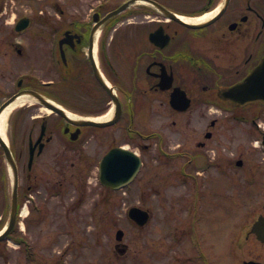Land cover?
Instances as JSON below:
<instances>
[{
  "label": "flooded vegetation",
  "instance_id": "1",
  "mask_svg": "<svg viewBox=\"0 0 264 264\" xmlns=\"http://www.w3.org/2000/svg\"><path fill=\"white\" fill-rule=\"evenodd\" d=\"M39 1L50 8L5 27ZM135 1L1 0L0 120L11 110L0 134V264L58 263L41 256L64 249L99 161L120 168V149L168 168L171 191L214 203L264 177V104L225 98L264 61V0H148L156 6L138 2L104 22ZM167 13L216 14L181 23ZM26 17L32 26L16 27ZM108 114L106 127L80 125Z\"/></svg>",
  "mask_w": 264,
  "mask_h": 264
},
{
  "label": "rangeland",
  "instance_id": "2",
  "mask_svg": "<svg viewBox=\"0 0 264 264\" xmlns=\"http://www.w3.org/2000/svg\"><path fill=\"white\" fill-rule=\"evenodd\" d=\"M25 6L22 10H30L27 5ZM16 13V10L12 12L10 22L14 20ZM215 117L216 115L209 116L210 119ZM179 143L180 141L177 142ZM257 167L264 171L263 164L262 167L259 165ZM153 171L160 172L161 180H150L153 178L151 176ZM168 172V168H161L159 171L155 168L152 171L144 170L146 178L141 184L148 185L149 181H157L153 184L160 186L155 192L150 193L151 197H144L149 193L141 190L142 185H135L133 190L125 194L114 195L115 198L127 200V209L140 204L144 209H150L152 219L147 227L140 229L129 219L124 221L122 218L124 211L115 206L112 215L117 217L118 224L113 222L107 226L101 223L103 218H99L102 211L100 206L96 213L97 217H94V212L88 208L87 212L80 213L74 235L69 238L68 235L64 236L65 243L70 238L71 241L77 239V247L58 257L43 255L42 260L49 262L53 259H62L65 261L63 264H181L195 257L193 253L202 252L208 258L209 264H244L245 260L255 257L263 262L264 254L260 251V245L252 236L245 240L244 229L251 226L261 213L264 214V177L256 176V181H251L256 185L250 188L242 181L237 182L239 186H231L226 192L230 201H222L221 205L212 204L211 201L215 199L213 196H210L209 202H205L204 199V205L199 206L201 211L197 212L202 216L191 220L190 215H194L191 205L195 202L190 199L188 203L185 199L189 197L187 188L171 191L168 185L162 186L165 184L163 181L169 177L163 179ZM93 207L94 205L91 209ZM169 221L172 223L170 226ZM103 227L107 230L100 236L99 232ZM119 229L125 232L124 243L127 244L123 256L116 251V233ZM192 231L193 237L189 239ZM256 252L260 255L256 256ZM50 264H56V261H51Z\"/></svg>",
  "mask_w": 264,
  "mask_h": 264
},
{
  "label": "water",
  "instance_id": "3",
  "mask_svg": "<svg viewBox=\"0 0 264 264\" xmlns=\"http://www.w3.org/2000/svg\"><path fill=\"white\" fill-rule=\"evenodd\" d=\"M264 82V61L262 65L258 68L255 74L248 77L244 82L240 85L236 86L233 90H231V94L236 100L237 97L242 98L244 101L252 102V101H261L264 102V94L261 93L263 89ZM92 124V123H85ZM99 125V124H98ZM107 159L105 158L102 162V181L106 183V179L109 176L106 170ZM139 167V166H138ZM138 167H132L130 171L123 169V176L128 177L130 175L134 176L137 173ZM115 172L112 171V174ZM130 216L134 219L139 225H145L149 221V214L138 208H133L130 211ZM259 238L264 241V219H262L257 224V229H255ZM122 238V233L120 232L118 235V239Z\"/></svg>",
  "mask_w": 264,
  "mask_h": 264
},
{
  "label": "bare ground",
  "instance_id": "4",
  "mask_svg": "<svg viewBox=\"0 0 264 264\" xmlns=\"http://www.w3.org/2000/svg\"><path fill=\"white\" fill-rule=\"evenodd\" d=\"M211 16L212 15H208V16L203 17V18L198 19V20H196V19H194V20L186 19V20L189 21L190 23H196L199 21H205L208 17H211ZM10 110H11V108L6 110L4 112L5 114L3 115V117L0 120V134L5 135V132H6V119L5 118L8 115L7 113L10 112ZM71 116H72V118H76L74 115H70V117ZM110 116H111V114L105 115L104 117L99 118L100 119L99 121H105V120L109 119Z\"/></svg>",
  "mask_w": 264,
  "mask_h": 264
}]
</instances>
